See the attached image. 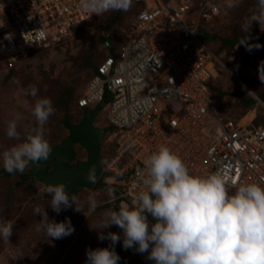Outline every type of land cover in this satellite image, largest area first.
I'll list each match as a JSON object with an SVG mask.
<instances>
[{"label":"built area","instance_id":"obj_1","mask_svg":"<svg viewBox=\"0 0 264 264\" xmlns=\"http://www.w3.org/2000/svg\"><path fill=\"white\" fill-rule=\"evenodd\" d=\"M128 9L132 18L121 49L112 51L108 43L109 52L77 99L79 109L101 106L108 112L102 142L113 143L106 160L115 200L131 204L144 189L143 160L160 144L193 174L219 171L226 182L237 183L264 179L263 101L254 97L256 105L238 117L215 109L209 83L218 59L198 24L186 23L190 11L208 23L219 15L220 2L132 0ZM96 16L79 0H0V61L13 68L30 50L61 42ZM137 256L138 264H152L147 253Z\"/></svg>","mask_w":264,"mask_h":264},{"label":"rangeland","instance_id":"obj_2","mask_svg":"<svg viewBox=\"0 0 264 264\" xmlns=\"http://www.w3.org/2000/svg\"><path fill=\"white\" fill-rule=\"evenodd\" d=\"M193 1L196 4L197 1ZM218 1L220 13L217 17L208 23L199 22L196 12L190 11L186 23L190 27L198 24L201 32L208 35L205 43L218 59L213 71V96L219 91L232 94L216 97L215 109L238 117L244 109L237 95L254 98L264 94V82L259 78L260 71L264 75V22L252 21V17L257 15L256 0H232L231 6L229 0ZM131 18L129 9L109 10L68 31L61 42L49 48L30 50L13 68L3 66L0 61V152L21 142L27 131L37 126L31 114L35 98L26 95L31 86L36 87L37 97L50 98L54 108L43 127L50 147L68 134L64 121L75 123L81 119L77 99L94 67L109 52L107 43L112 44V51L121 49ZM233 38L238 39L233 46L223 43V40ZM242 41L245 43L241 44ZM256 44L260 47H254ZM248 46H253L251 51L246 50ZM107 99L108 95L104 101ZM263 109L260 105L259 110ZM17 113L22 117L17 122L20 139H9L5 135L7 122ZM107 120L108 112L103 108L94 125L103 128ZM112 147L113 143L102 142L100 176L91 188H82L73 194L82 211H73L74 205L58 214L51 209L48 205L50 195L40 191L47 184L38 179L34 181L29 171L36 162H29L23 172L11 174L0 165V220L13 223L10 239L7 242L0 240V264H85L86 249L111 246L109 240L97 237L101 232L105 235L121 232L115 225L103 228L107 214L119 205L115 200L113 174L106 177L104 187L97 184L103 173H110L106 159ZM74 149L76 155L72 162L86 159V151L81 146L76 144ZM90 196L96 201L94 210L89 209ZM36 207L45 210L50 220L61 222L65 217L69 218L74 231L61 239L47 237L40 227L41 216L34 212ZM114 247L123 264H138L137 252L135 249H123L122 237Z\"/></svg>","mask_w":264,"mask_h":264},{"label":"clouds","instance_id":"obj_3","mask_svg":"<svg viewBox=\"0 0 264 264\" xmlns=\"http://www.w3.org/2000/svg\"><path fill=\"white\" fill-rule=\"evenodd\" d=\"M131 3L132 0H79L81 8L97 15L109 10L127 11ZM256 4L257 15L252 21L261 24L264 0H256ZM9 38L6 33L5 39ZM259 78L264 82L261 71ZM26 95L35 98L31 114L37 126L27 131L21 142L0 152V165L10 174L23 172L30 161L47 160L52 150L43 131L54 112L52 102L48 97H37L35 86ZM21 119L17 113L7 122L5 135L9 139H20L17 122ZM143 168L144 189L131 204L117 202L118 210L110 211L103 224V228L115 225L121 232L98 233L97 238L109 240L111 246L86 249L85 264H118L120 257L114 246L121 237L124 249L134 247L137 253H147L146 259L152 264H264V179L237 183L226 182L219 171L193 174L165 144L147 155ZM94 176L95 165H91L85 179L93 181ZM40 191L50 195L48 205L57 214L73 205V211H82L63 182L48 183ZM88 201L89 209L94 210L96 201L91 196ZM34 212L41 216L40 227L47 237L61 239L74 231L67 217L57 222L39 207ZM12 229L11 221L0 220V240L7 242Z\"/></svg>","mask_w":264,"mask_h":264},{"label":"water","instance_id":"obj_4","mask_svg":"<svg viewBox=\"0 0 264 264\" xmlns=\"http://www.w3.org/2000/svg\"><path fill=\"white\" fill-rule=\"evenodd\" d=\"M208 38L202 35L203 40ZM100 109L101 106H97L84 110L79 122L64 121L68 134L58 144L50 147L52 150L47 160L36 162L35 175L39 181L45 184L63 182L66 191L72 195L82 188H91L94 185L102 172L100 151L104 129L94 125ZM76 144L86 151V159L71 164L76 155ZM91 165H95V176L93 181H88L85 174ZM115 210H118V206Z\"/></svg>","mask_w":264,"mask_h":264},{"label":"trees","instance_id":"obj_5","mask_svg":"<svg viewBox=\"0 0 264 264\" xmlns=\"http://www.w3.org/2000/svg\"><path fill=\"white\" fill-rule=\"evenodd\" d=\"M197 2H196V5H198V3H199V1L200 0H196ZM199 32L201 33V34H203V35H207V34H205V33H203V32H201V30L199 29ZM208 36V35H207ZM238 41V39L237 38H233V39H231V40H223V43L224 44H226V45H228V46H233L236 42ZM96 71V66L94 67V72ZM93 72V73H94ZM212 81H213V79L211 80V82L209 83V87H210V90H211V92H212V95H213V92H214V87H213V83H212ZM225 95H229V96H231L232 94L230 93V92H221V91H219L216 95H214L213 96V99H215L216 97H218V98H221V97H223V96H225ZM258 96V95H257ZM259 96H261V95H259ZM263 96V97H262ZM262 96L261 97H259L263 102H264V94H262ZM237 98H238V100H239V102L242 104V107H243V109H244V112L242 113V114H244V113H246L249 109H251V108H253L255 105H256V99H254L253 97H243V96H240V95H237ZM106 103V101H104L103 100V102H102V104H105ZM31 162V161H30ZM35 165H36V163H35ZM35 165L34 166H32V167H30V172L33 174V177L35 178V180L34 181H36L38 178L36 177V175H35ZM36 167H37V165H36ZM3 172H5V171H3ZM25 176H26V174H25ZM107 176H109V174L106 172V173H103L102 175H101V177H100V180L98 181V187H104L105 185H106V181H105V179H106V177ZM30 185H33V182L32 183H30ZM115 191H116V193H117V190L115 189ZM149 220H151V217H149Z\"/></svg>","mask_w":264,"mask_h":264},{"label":"flooded vegetation","instance_id":"obj_6","mask_svg":"<svg viewBox=\"0 0 264 264\" xmlns=\"http://www.w3.org/2000/svg\"><path fill=\"white\" fill-rule=\"evenodd\" d=\"M205 36H207V35H205ZM208 37V36H207ZM82 113L83 112H80V115H81V117H82ZM79 122V121H78ZM103 129H104V132H105V128L103 127ZM74 160V159H73ZM74 162H71V164H73Z\"/></svg>","mask_w":264,"mask_h":264}]
</instances>
